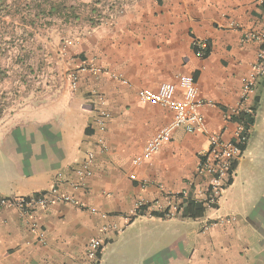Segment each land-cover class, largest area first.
<instances>
[{"label":"crops","instance_id":"0c3cea01","mask_svg":"<svg viewBox=\"0 0 264 264\" xmlns=\"http://www.w3.org/2000/svg\"><path fill=\"white\" fill-rule=\"evenodd\" d=\"M263 27L260 0H136L123 15L98 25L75 32L66 27L63 34L49 29L48 44L40 42L47 47L38 52L42 62L33 72L13 67L10 82L2 85L9 102L0 116V196L59 187L77 203L54 201L28 217L0 208V264H79L95 238L103 241L100 264H264V197L244 217L220 214L215 208L227 184L211 216L209 207L200 218L181 217L183 201L175 195L200 185L196 169L206 135L178 128L152 159L132 164L173 117L166 108L142 104L137 90H157L191 75L200 96L214 103L203 107L207 124L225 139L236 129L226 119L231 111L255 106L233 177L264 171V84L242 98V78L260 44L241 42L245 31ZM2 29L0 41L8 38ZM10 32L18 46L17 22ZM200 40L210 45L207 56L194 48ZM72 72L78 74L76 89ZM95 92L105 96L111 113L103 133L95 124ZM100 137L107 145L103 152ZM89 151L96 155L93 174L81 183L75 170ZM140 206L143 214H137ZM167 209L166 216L156 215ZM257 220L262 225L252 226ZM32 222L46 233L44 244Z\"/></svg>","mask_w":264,"mask_h":264},{"label":"built area","instance_id":"2783aa9c","mask_svg":"<svg viewBox=\"0 0 264 264\" xmlns=\"http://www.w3.org/2000/svg\"><path fill=\"white\" fill-rule=\"evenodd\" d=\"M260 2L264 4V0H260ZM249 41L259 43L260 49L250 72L242 78L243 100L254 93L264 80V27L260 31H245L241 42L247 43ZM194 46L198 48V55L204 56L208 48V42L195 41ZM83 68H90L95 71L101 70L94 66ZM112 77L123 83L128 82L121 75L112 74ZM70 78L72 88L76 89L78 87V74L72 72ZM93 96L97 101L96 128L103 133L106 131L107 123L111 119V113L105 108L107 100L104 95L95 92ZM137 97L142 104L170 110L173 117L167 125L160 128L149 138L143 151L132 160V164L138 166L152 159L161 150L162 146L171 140L173 132L178 128L190 133H203L207 137L208 144L206 148L199 152L196 176L200 179V185L193 193L196 199L205 200L208 205L217 204L224 188L234 175L235 164L241 158L243 149L248 143L249 137L244 124L236 122V129L233 138L230 140L225 139L221 133L212 131L206 122L203 107L206 105L212 106L214 103L200 96L198 84L191 75H179L176 83H162L157 90L139 88ZM250 109L243 111L251 112ZM240 111L242 110L233 109L226 119L230 120L231 115L238 114ZM97 146L102 152L107 150V145L102 137L98 139ZM95 156L94 151H89L84 162L76 168L75 171L81 183L93 174L92 166L95 162ZM130 177L132 179L136 178L134 174H130ZM189 190L180 192L183 195L182 197L178 196L179 193L175 196L183 201V197L188 195ZM54 201L77 203L72 196L61 194L59 187H53L46 193L27 196H0V208H16L23 217H28L38 208L47 207ZM81 210L96 212L94 208L81 207ZM31 229L38 235L39 242L44 244L46 233L36 222L31 223ZM102 249L103 241L100 238L91 239L86 245V259L79 264H100Z\"/></svg>","mask_w":264,"mask_h":264},{"label":"rangeland","instance_id":"374dc122","mask_svg":"<svg viewBox=\"0 0 264 264\" xmlns=\"http://www.w3.org/2000/svg\"><path fill=\"white\" fill-rule=\"evenodd\" d=\"M0 26L5 28L7 39L0 41V116L8 106V94L2 91V85L10 82L9 70L17 67L33 72L38 61H41L43 40L48 44L49 29L63 34L65 28L80 30L85 24L98 25L123 15L136 0H0ZM8 3L7 6H4ZM18 3V6H10ZM5 17V19H2ZM19 24V42L10 36V26ZM16 36V35H15ZM41 42V43H40ZM63 42V40H62ZM42 62V61H41ZM9 71V72H8ZM248 147V146H247ZM248 150V148H247ZM246 150V152H247ZM245 152V153H246ZM244 154V153H243ZM248 154V152L246 153ZM247 156V155H246ZM245 173V172H243ZM239 171L232 177L228 190L224 192L221 206L211 207L207 216L215 209L220 214L246 216L264 197V171L247 176ZM215 208V209H213ZM243 222L246 223L244 220ZM252 226L259 227L262 220L250 221ZM264 222V221H263ZM264 249V247L262 246ZM262 263V262H261Z\"/></svg>","mask_w":264,"mask_h":264},{"label":"trees","instance_id":"16d2710c","mask_svg":"<svg viewBox=\"0 0 264 264\" xmlns=\"http://www.w3.org/2000/svg\"><path fill=\"white\" fill-rule=\"evenodd\" d=\"M261 8L264 10V4H261ZM196 52L198 51V48L195 46L194 47ZM210 51V45L208 43V48L205 51V55L207 56ZM264 84V80L261 82V85ZM251 112L248 111H240L238 114H233L231 115V119L233 122H238V123H243L245 126V130L248 133V137L250 138V128L255 122V106L251 107ZM238 162L235 164L234 169H236ZM194 187L192 186L191 189L188 192L187 196L183 197V202H182V212H181V217H192V218H200L204 215L206 210L209 207H215L217 204L213 205H208L205 200H199L196 199L193 193ZM179 197H182V193L178 194ZM142 207L140 206L137 210V214H143V210H141ZM170 209H167L165 212L161 213H156V215L159 216H166L169 213Z\"/></svg>","mask_w":264,"mask_h":264}]
</instances>
